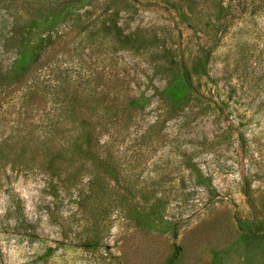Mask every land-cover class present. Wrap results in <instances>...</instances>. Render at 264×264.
Here are the masks:
<instances>
[{
    "label": "rangeland",
    "instance_id": "obj_1",
    "mask_svg": "<svg viewBox=\"0 0 264 264\" xmlns=\"http://www.w3.org/2000/svg\"><path fill=\"white\" fill-rule=\"evenodd\" d=\"M0 264H264V0H0Z\"/></svg>",
    "mask_w": 264,
    "mask_h": 264
},
{
    "label": "trees",
    "instance_id": "obj_2",
    "mask_svg": "<svg viewBox=\"0 0 264 264\" xmlns=\"http://www.w3.org/2000/svg\"><path fill=\"white\" fill-rule=\"evenodd\" d=\"M62 5H63V8L61 10V14H63V17H59L61 19L64 17H67L68 14L73 13L72 9H70V11H68V4H62ZM28 53L27 52L20 53V55L18 56V58L16 60V66L15 67L16 68L19 67L20 71L25 70V67H23V66L27 64L26 62H27L28 57H29ZM181 79L185 85H189L191 83L190 74H189L188 70L185 69V67H184V70L182 72ZM172 89H173V87H172ZM85 246L87 248H89L90 245H85Z\"/></svg>",
    "mask_w": 264,
    "mask_h": 264
}]
</instances>
